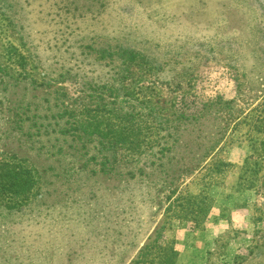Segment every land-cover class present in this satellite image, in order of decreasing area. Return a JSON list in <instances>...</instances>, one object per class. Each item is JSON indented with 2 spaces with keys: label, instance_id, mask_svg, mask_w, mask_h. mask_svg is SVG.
Instances as JSON below:
<instances>
[{
  "label": "rangeland",
  "instance_id": "374dc122",
  "mask_svg": "<svg viewBox=\"0 0 264 264\" xmlns=\"http://www.w3.org/2000/svg\"><path fill=\"white\" fill-rule=\"evenodd\" d=\"M109 45L141 60H102ZM263 98L264 0H0V154L37 181L3 246L17 264H134L169 202L147 196L161 176L128 180L122 199L120 174L152 171L129 153L144 150L148 121L158 133L166 119L188 144L171 171L203 157L168 178L172 200L200 202L172 216L176 264H264V134L250 127ZM71 113L97 116L100 136L74 141ZM213 160L222 180L207 187Z\"/></svg>",
  "mask_w": 264,
  "mask_h": 264
},
{
  "label": "trees",
  "instance_id": "16d2710c",
  "mask_svg": "<svg viewBox=\"0 0 264 264\" xmlns=\"http://www.w3.org/2000/svg\"><path fill=\"white\" fill-rule=\"evenodd\" d=\"M101 52L103 56L102 60L109 59L111 63L117 62L119 65L130 66L131 63L141 60V53L120 45L117 47L109 45L108 47H104ZM200 111H198V113H200ZM199 116L200 115H196L194 118H200ZM60 117L63 116L60 115ZM153 118H156V116L154 115ZM178 120L180 121L181 119L178 118ZM188 120L189 119H186L184 122H187ZM96 121L97 116L81 117V115L77 116L74 113H71L69 117L71 127L68 129V134H70L72 139L76 142L83 139L87 132V135L91 138H94L96 135L100 136L98 131V123ZM250 121V127L253 132L264 134V98L263 101L254 109L253 115L250 117ZM147 124L150 128V135L149 139L146 140V146L144 150L140 151L139 148L137 151L130 152L129 154L133 157H136V159H138L137 161H141L143 158H149L152 171L145 173L144 169L139 170V172L129 174V179L126 177L128 174L121 172L122 174H120V177L123 180V183L121 182L123 185H121L119 188L120 196L122 199L127 196V189H130V184L127 182L128 180H138L139 182L144 180L147 181L153 178H159L158 176H161V178L157 179L155 184L151 183L148 188L147 196L151 197L150 203H155V200L158 199V207L162 203H169L165 209L166 219L157 225L152 236L148 238L144 247L140 250L137 259L134 261V264H176L180 256L176 247V243L174 241L166 240V233L172 230V216H178L176 213L183 211L199 213L200 202L197 201V198L192 197L186 200V197L184 198L183 195H178L174 200H172V195L175 189H172V184L169 185L168 178L172 176L171 173H173V177L181 173H185L186 175L193 174L194 170L201 167L203 163V157L199 156L202 154L195 153L196 159H193V163L191 164L192 171H185L183 166L180 171L173 170L174 172H172L171 156L174 150L180 149L184 151V148L188 146V144L185 143V139H183V134L180 133V130H177L173 127L174 124L167 121L166 119H162L160 123L161 128L158 133L155 132L151 122L148 121ZM107 132L113 134L116 142H119L126 151L132 150L133 143L129 141V136L127 134L123 133L120 135L114 126L108 129ZM259 142L261 151L264 154V135L261 137ZM5 153L0 154V214L4 213V215H0V264H17L16 262L20 257L18 255L15 256L13 253L15 248L14 246L9 245L8 243L5 244V247L3 246L4 237L12 234L11 231L8 232V228H12L15 223V220L10 223L12 219H9V217L14 215V218H19L21 215H24L27 211H29L28 209H31L32 205H34L32 202V197L34 195L33 190L37 181L29 167L15 162L16 158L21 160L18 156L11 154L7 155L8 153ZM204 157H206V154ZM165 159H169L170 164L162 163V161H165ZM262 159L264 160V156ZM222 163L223 162L221 161L213 160L212 163H210V165L206 168L209 173V179L206 177L204 184L206 185L212 180L209 184H207V187L222 180V177L215 179L214 173H210L214 172L216 169L223 170L221 168ZM72 164L75 165V163ZM169 165L170 167H168ZM142 166L144 167L147 165L143 163ZM76 169H78V167H76ZM244 170L249 171L247 166L244 168ZM146 174L150 175V178H148ZM132 189H134V187H132ZM128 195L129 198L132 197V195L129 193ZM201 197L206 198V196L203 195H201ZM150 203H147L146 205H150ZM131 206L132 204H130L129 209ZM129 222H131V219ZM139 222H141V219ZM17 232L18 230L15 231V235ZM12 240H14L13 237ZM8 247L12 249V251H10ZM29 250L30 249L26 248V251ZM28 257L30 256H25V258Z\"/></svg>",
  "mask_w": 264,
  "mask_h": 264
}]
</instances>
